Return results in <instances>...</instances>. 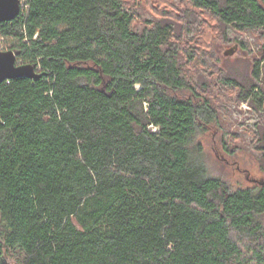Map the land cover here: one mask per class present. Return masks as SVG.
<instances>
[{"label":"trees","instance_id":"trees-1","mask_svg":"<svg viewBox=\"0 0 264 264\" xmlns=\"http://www.w3.org/2000/svg\"><path fill=\"white\" fill-rule=\"evenodd\" d=\"M20 1L0 50L40 77L0 83V264H264V180L232 188L193 145L217 114L182 29L127 0ZM183 1L264 49V0ZM220 81L264 111V51Z\"/></svg>","mask_w":264,"mask_h":264},{"label":"rangeland","instance_id":"rangeland-1","mask_svg":"<svg viewBox=\"0 0 264 264\" xmlns=\"http://www.w3.org/2000/svg\"><path fill=\"white\" fill-rule=\"evenodd\" d=\"M127 3L138 13L139 26L145 19L165 17L184 33L180 44L193 58L185 65L187 76L196 82L197 91L207 97L217 114V122L203 126L193 139L210 175L232 188L251 187L253 181H263L264 158L259 148L264 142V111L258 114L240 103L238 89L220 81L224 77L243 85L251 82L252 65L264 51L261 36L227 29L210 14L191 11L183 0ZM185 29H189L188 33ZM227 50L233 53L225 56Z\"/></svg>","mask_w":264,"mask_h":264},{"label":"water","instance_id":"water-1","mask_svg":"<svg viewBox=\"0 0 264 264\" xmlns=\"http://www.w3.org/2000/svg\"><path fill=\"white\" fill-rule=\"evenodd\" d=\"M21 8L20 0H0V23L14 20ZM233 50H227L224 55H231ZM20 77L37 79L40 77L31 65L16 64L13 51L0 50V83ZM255 182V181H253Z\"/></svg>","mask_w":264,"mask_h":264},{"label":"flooded vegetation","instance_id":"flooded-vegetation-1","mask_svg":"<svg viewBox=\"0 0 264 264\" xmlns=\"http://www.w3.org/2000/svg\"><path fill=\"white\" fill-rule=\"evenodd\" d=\"M246 179H248V177L246 176ZM255 182H258V180L257 181H255Z\"/></svg>","mask_w":264,"mask_h":264}]
</instances>
